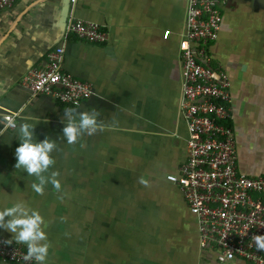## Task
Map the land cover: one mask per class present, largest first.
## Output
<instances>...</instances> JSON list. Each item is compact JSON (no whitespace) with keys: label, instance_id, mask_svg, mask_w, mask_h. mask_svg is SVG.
Segmentation results:
<instances>
[{"label":"crops","instance_id":"0c3cea01","mask_svg":"<svg viewBox=\"0 0 264 264\" xmlns=\"http://www.w3.org/2000/svg\"><path fill=\"white\" fill-rule=\"evenodd\" d=\"M220 2L224 17L210 45L211 65L230 77L238 169L264 177V0ZM186 14L187 0H84L75 6L16 0L0 12V211L22 200L40 213L50 244L47 264H249L219 263L201 252L197 219L190 226L174 215L180 205L191 213L180 188L167 180L187 159L179 49ZM72 16L103 26L108 41L66 38ZM59 46L64 72L93 87L79 107L34 96L22 85ZM68 109L97 115V130L67 143ZM7 114L14 115L15 129L5 127ZM23 122L33 125L34 141L55 143L54 163L44 175L58 173L59 190L46 183L38 194L31 187L36 177L15 168ZM146 214L159 218L147 221ZM189 228L196 244L187 254L177 241ZM11 237L0 228V239L17 243ZM171 244L175 258L166 249Z\"/></svg>","mask_w":264,"mask_h":264},{"label":"built area","instance_id":"2783aa9c","mask_svg":"<svg viewBox=\"0 0 264 264\" xmlns=\"http://www.w3.org/2000/svg\"><path fill=\"white\" fill-rule=\"evenodd\" d=\"M16 0H0V12ZM72 6L84 0H69ZM220 0H187L185 29L180 40V113L187 125V159L178 174L167 176L177 185L198 224L201 252L215 253L219 263L237 260L264 264L256 235H264V177H250L238 169L235 134L229 124L232 110L231 81L226 71L211 65L210 45L221 30ZM70 35L91 44H104L103 26L70 17ZM170 31L165 33L167 38ZM64 48L47 53L43 64L32 68L22 85L34 96H49L79 107L94 92L92 84L62 68ZM7 129H15L14 115L4 116ZM27 248L0 239V260L11 264H36L25 259ZM211 253V254H212Z\"/></svg>","mask_w":264,"mask_h":264},{"label":"clouds","instance_id":"9594fccd","mask_svg":"<svg viewBox=\"0 0 264 264\" xmlns=\"http://www.w3.org/2000/svg\"><path fill=\"white\" fill-rule=\"evenodd\" d=\"M74 112L75 109H68L64 113L67 123L62 128V134L69 144L76 142L82 134H93L98 128L97 115L89 112L73 115ZM33 130V125L27 122L20 123L17 127L18 146L15 148V168L23 169L27 175L36 177L38 183H33L31 186L36 193L42 194L46 183H50L59 190L61 185L56 178L58 173L53 172L47 177L44 175L49 166L54 163L50 153L56 145L47 138L34 141ZM42 224L43 218L40 213L30 209L22 200L0 211V228L11 233V239L15 242L26 245L25 259H32L36 264H47L50 247ZM254 239L257 249L264 251V235H256Z\"/></svg>","mask_w":264,"mask_h":264},{"label":"rangeland","instance_id":"374dc122","mask_svg":"<svg viewBox=\"0 0 264 264\" xmlns=\"http://www.w3.org/2000/svg\"><path fill=\"white\" fill-rule=\"evenodd\" d=\"M221 9H222V14H223V7L221 6ZM224 17V16H223ZM187 205V204H186ZM183 206L182 205H180L179 206V208H178V214H174L178 219H179V223L181 224V222H182V220L184 221V223H186V224H189L190 226H192L193 225V223H194V221L196 220V217L192 214V213H189V211L188 210H184V208H182ZM182 208V209H181ZM146 217H147V221H150V220H153V219H157L158 220V218L159 217H157V218H155V216L154 215H152V214H146ZM167 217L166 216H164L163 217V220H162V225H165V224H167V222H168V220L166 219ZM182 218V219H181ZM101 221V220H100ZM105 221V220H104ZM155 222H157V221H155ZM135 223V222H134ZM158 223V222H157ZM178 223V224H179ZM191 223V224H190ZM188 225V226H189ZM163 229H164V227H163ZM189 230H190V234L188 235V236H186V239L185 240H183V239H181V240H179V241H177V244L179 245L178 247H179V251H181V249H184L185 248V252L187 253V254H189L190 253V251H191V248H193L194 246H195V244H196V242H195V233L193 232L194 230H192L191 228H189ZM157 232V230L156 231H152L150 234H155ZM183 246V248H181ZM166 249L168 250V252H169V256L171 257V258H175V254L174 255H172V251H174V244H171L170 246H167L166 247ZM171 251V252H170ZM212 253V252H211ZM213 254V256L215 257V253H212Z\"/></svg>","mask_w":264,"mask_h":264},{"label":"flooded vegetation","instance_id":"af4514ba","mask_svg":"<svg viewBox=\"0 0 264 264\" xmlns=\"http://www.w3.org/2000/svg\"><path fill=\"white\" fill-rule=\"evenodd\" d=\"M198 242V241H197Z\"/></svg>","mask_w":264,"mask_h":264}]
</instances>
